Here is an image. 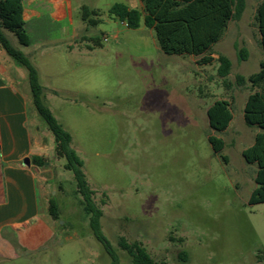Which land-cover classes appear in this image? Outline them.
Listing matches in <instances>:
<instances>
[{
	"label": "rangeland",
	"instance_id": "374dc122",
	"mask_svg": "<svg viewBox=\"0 0 264 264\" xmlns=\"http://www.w3.org/2000/svg\"><path fill=\"white\" fill-rule=\"evenodd\" d=\"M71 1V23L54 22L49 12L27 22L31 60L42 72L47 105L72 135L120 264H132L121 238L142 243L159 264H264V203L249 204L258 167L243 157L260 129L244 119L251 84H236L237 75L258 73L264 60L255 20L261 0H246L242 18L214 46L216 57L232 61L231 88L218 76L217 61L203 66L192 56L165 54L143 23L133 30L109 16L114 4L130 0ZM84 5L99 9L103 22L87 30ZM75 28L102 45L80 39L70 51ZM235 45L248 50L247 60L239 59ZM216 100L229 101L233 112L223 133L209 125L207 110ZM41 121V139L51 152L53 138ZM212 135L225 143L220 154L209 142ZM49 160L48 195L61 212L56 239L2 264H111L91 232L73 173L56 154Z\"/></svg>",
	"mask_w": 264,
	"mask_h": 264
},
{
	"label": "trees",
	"instance_id": "16d2710c",
	"mask_svg": "<svg viewBox=\"0 0 264 264\" xmlns=\"http://www.w3.org/2000/svg\"><path fill=\"white\" fill-rule=\"evenodd\" d=\"M143 10L130 8L127 4H114L109 10L111 18L126 23L129 29H139L141 24L154 31L160 50L168 55L192 56L198 64L212 65L215 61L214 46L223 38L229 25L242 18L246 9V0H140ZM82 20L89 28L103 22L99 9L82 7ZM255 20L264 49V0L256 8ZM7 33L13 34L19 45L28 47L32 44L24 20V0H0V45L7 55L28 73L33 105L52 133L55 140V154L65 160V169L73 173L76 192L85 214L89 217V227L93 236L104 246L111 258V264H120V257L102 231L101 219L103 210L94 200L95 192L90 187L83 161L72 146V135L57 120L46 102L45 87L41 83L40 72L31 59L17 48ZM101 46V39L86 38ZM241 61L247 60L249 52L246 48L235 45ZM218 76L223 79L226 87L232 71V61L222 54L217 59ZM238 87L251 84L245 106L244 119L250 127H257L252 146L244 150L243 157L248 164L258 167L255 182L256 188L249 199L250 205L264 203V60L260 63V71L248 78L236 76ZM210 129L213 132H225L232 120L231 103L227 100H216L207 110ZM213 151L220 154L225 147L223 139L214 135L209 137ZM227 162V157H223ZM43 159H34L39 164ZM49 212L54 221H61V212L56 200L51 199ZM119 247L131 258L132 264H159L148 253L140 242L129 243L125 238L119 241ZM183 260L187 254L181 253Z\"/></svg>",
	"mask_w": 264,
	"mask_h": 264
},
{
	"label": "crops",
	"instance_id": "0c3cea01",
	"mask_svg": "<svg viewBox=\"0 0 264 264\" xmlns=\"http://www.w3.org/2000/svg\"><path fill=\"white\" fill-rule=\"evenodd\" d=\"M130 1L131 4H127L130 8L143 10L140 0ZM44 12H49L54 22L67 20L71 23L72 1L24 0L26 25L29 21L40 20ZM86 27L88 30L87 24ZM81 32L77 28L72 31L68 44L70 51L77 48H72L73 41L86 40ZM32 45L33 41L25 47L26 52L22 51L30 59ZM213 57L216 61L218 55ZM36 67L43 85L42 72ZM40 122L27 71L19 67L0 45V264L26 251L45 249L56 239L55 221L49 212L50 200L56 198L48 195L51 179L47 176L52 169L49 158L55 154V140L47 128L53 138L50 152L41 139ZM35 158L43 161L35 164ZM26 159L30 160L29 166L25 164Z\"/></svg>",
	"mask_w": 264,
	"mask_h": 264
},
{
	"label": "water",
	"instance_id": "95a60500",
	"mask_svg": "<svg viewBox=\"0 0 264 264\" xmlns=\"http://www.w3.org/2000/svg\"><path fill=\"white\" fill-rule=\"evenodd\" d=\"M25 164L29 166L30 165V160L26 159Z\"/></svg>",
	"mask_w": 264,
	"mask_h": 264
}]
</instances>
